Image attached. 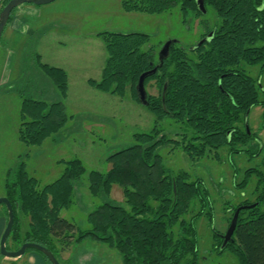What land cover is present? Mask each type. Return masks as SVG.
Returning <instances> with one entry per match:
<instances>
[{"label":"trees","instance_id":"trees-1","mask_svg":"<svg viewBox=\"0 0 264 264\" xmlns=\"http://www.w3.org/2000/svg\"><path fill=\"white\" fill-rule=\"evenodd\" d=\"M9 1L4 0L0 12ZM176 5L183 20L189 15L200 20L204 41L189 50L174 42L162 61L155 59L152 49L141 51L149 41L147 34H97L107 58L100 79L87 81L91 88L118 97L130 92L140 104L136 93L138 79L157 68L144 80V87L146 90L154 81L158 94H147L144 106L154 117L152 131L136 134L137 144L110 155L107 162L111 167L105 174L89 173L88 191L92 198L101 201L87 215L89 228L82 230L60 217L61 211L73 204L75 182L85 173L79 160L66 162L63 174L42 188L28 175L22 162L14 180L6 185V198L14 215V225L6 240L8 251L34 243L51 251L62 264L60 253L73 244L89 241L116 250L122 264H199L195 222L205 215L212 225V209L207 214L203 210L209 205V191L201 179L191 180L184 171L169 174L157 153L159 146L168 141L159 138V126L168 119L180 125L184 133L175 142L182 143L184 152L196 160L212 152L217 157L224 147L233 154L239 151L237 147L246 148L254 141L263 148L257 135L248 133L243 125L253 107L264 109V101L259 100L264 90L243 65H261L260 73L264 72V0H204L205 10L212 8L218 19V24L210 28L201 19L204 14L198 10L196 0L121 3L125 13L147 15H160ZM211 32L213 36L208 38ZM35 59L37 68L56 87L61 101L22 98L17 135L28 146H41L71 120L63 101L68 89L67 73L42 63L39 55ZM240 151L255 155L246 149ZM253 176L256 183L249 197L237 205L228 204V224L238 208H251L240 210L232 241L224 249H220L223 235L213 230L215 252H229L238 264H264V162L263 169L246 170L243 180L234 187L243 192ZM114 185L120 187L125 206L110 200ZM196 204L200 210L189 220L184 219L191 205ZM20 215L28 220L25 231ZM31 252L41 255L45 264H51L33 249L23 256Z\"/></svg>","mask_w":264,"mask_h":264},{"label":"rangeland","instance_id":"rangeland-1","mask_svg":"<svg viewBox=\"0 0 264 264\" xmlns=\"http://www.w3.org/2000/svg\"><path fill=\"white\" fill-rule=\"evenodd\" d=\"M122 1L56 0L41 6L32 5L30 12L33 13H23V18L16 21V28L19 32L23 31V35L21 32L19 34L22 40H9L8 27L4 28L0 40V198L6 197V185L14 180L16 169L22 162L26 164L28 175L35 178L39 188H42L63 174L66 162L79 160L85 173L75 182L73 204L68 210H62L60 217L82 230L89 228L86 221L88 213L101 203L92 198L88 191L89 173L105 174L111 167L107 162L110 155L137 144L134 136L150 133L154 127L153 115L133 100L130 92L118 97L100 93L87 85L86 79H100L107 58L104 44L97 34H147L149 41L141 51L152 49L157 60L167 42L176 41L179 47L189 50L201 41L205 32L199 26L200 20L192 15L183 20L179 5L160 15H147L125 13ZM201 19L207 21L209 28L218 24L215 12L210 7ZM37 55L42 63L61 68L67 73L68 98L63 101L67 114L73 119L41 146H28L21 143L17 135L22 98L48 101L57 95L61 101L56 87L37 68ZM9 59L19 69L11 81L7 80L10 77L7 73ZM243 66L245 72L258 80L264 90L261 65ZM146 92L157 96L154 81L147 85ZM259 100L264 101V93L260 92ZM263 113L261 106L253 107L243 125L257 135L263 148L254 141L246 148L237 147L239 151L233 154H230L228 147H224L218 151L217 157L212 152L200 160L192 159L184 152V145L175 142L180 141L184 133L180 125L168 119L159 126V138L165 137L168 141L159 146L157 153L169 174L184 171L191 180L201 179L209 191V205L203 210L207 214L209 208L212 209V225L205 215L195 222L199 264H238L229 252L222 255L215 252L213 230L221 235L226 233L230 216L228 204L234 206L248 198L256 177L250 179L243 192L237 190L234 184L243 180L246 170L263 169ZM243 149L255 155L240 151ZM110 200L125 206L120 187L112 186ZM199 210V204L191 205L184 219L189 220ZM0 216L6 217V208L2 204ZM20 220L22 231H25L28 220L23 215H20ZM31 253L43 260L41 255ZM59 258L62 264H122L116 250L89 241L73 244L60 253Z\"/></svg>","mask_w":264,"mask_h":264},{"label":"water","instance_id":"water-1","mask_svg":"<svg viewBox=\"0 0 264 264\" xmlns=\"http://www.w3.org/2000/svg\"><path fill=\"white\" fill-rule=\"evenodd\" d=\"M54 1H56V0H10L3 7V9L0 12V39H1L2 32H3L4 28L6 27L8 21H9L11 13L16 8H18L21 5H25V4L41 6L44 4L52 3ZM196 4L198 7V10L204 14L206 12V10L204 8V0H196ZM212 36H213V32H211L209 34L208 38H212ZM203 41L204 40L200 41L198 43V45H200ZM174 42H176V41H170L164 45V47L162 48L160 55H159L160 61H162L163 59H165L168 56L170 46ZM156 70H157V68H154L151 71L145 72L142 75H140V77L138 79V82L136 85V93H137L138 100H139L140 104L143 106L146 105V97H147V92H146L145 87H144V80L147 77H149L150 75L154 74L156 72ZM246 131L249 133L248 130H246ZM260 148H261V146H260ZM173 192H175V186H173ZM0 204L4 205L6 208V211H7L6 226H5V229H4V231L1 235V238H0V255L6 259H17V258L22 257L27 250L33 249L35 251H38L42 255H44L51 264H60L51 251H49L48 249H46L40 245L34 244V243H24L18 250L8 251L6 249V240H7L8 236L10 235V232H11L13 225H14L13 209H12L11 203L9 202V200L6 197L0 198ZM243 208H251V206L240 207L235 211V213H234V215L230 221V224L228 226V229L226 230V233L222 236L223 242H222V245L220 247L221 250L224 249L226 247V245L232 241V235L236 229L238 214H239L240 210Z\"/></svg>","mask_w":264,"mask_h":264},{"label":"crops","instance_id":"crops-1","mask_svg":"<svg viewBox=\"0 0 264 264\" xmlns=\"http://www.w3.org/2000/svg\"><path fill=\"white\" fill-rule=\"evenodd\" d=\"M31 6L32 5H27V4L21 5V6H19L18 8H16L12 12L13 13V16L12 15L10 16V19L8 21V24L6 25V27H8V28L6 29V27H5V29L7 30V38L9 40L14 41L15 38H17L19 41L22 40L19 37V34L21 32V35H23L22 34L23 31H20L19 32V30L16 28V23H17L16 21L18 19H20V18H23V13H26V12L33 13V12H30L31 11V9H30ZM5 29L3 30V32L5 31ZM17 35H18V37H17ZM1 36H3V35H1ZM7 64H8L7 73H8V76H10L7 80L8 81H11L14 77H16V74L19 73V69H18L16 63L12 59H9L8 62H7ZM10 66H12V67L10 68ZM89 79H92V78H89ZM89 79H86V83H87V81ZM11 90H16V88H12ZM67 98H68V89H67V96H66L65 100H67ZM48 101L49 102H57V101H59L58 100V96L55 95L53 98H49ZM48 101H46V102H48ZM72 119H73V116L71 117V120ZM6 221H7V218L6 217L0 216V238H1V235H2V233L4 231V229H5ZM7 263L8 264L9 263H13V264H45L44 261L40 257H38L37 255L32 254V253H30V254H28L26 256H22V257L17 258V259H6V258L1 259L0 258V264H7Z\"/></svg>","mask_w":264,"mask_h":264},{"label":"built area","instance_id":"built-area-1","mask_svg":"<svg viewBox=\"0 0 264 264\" xmlns=\"http://www.w3.org/2000/svg\"><path fill=\"white\" fill-rule=\"evenodd\" d=\"M3 2H4V0H0V7L2 6Z\"/></svg>","mask_w":264,"mask_h":264}]
</instances>
